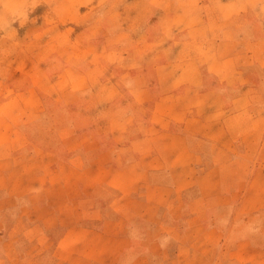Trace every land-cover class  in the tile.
Instances as JSON below:
<instances>
[{"label": "rangeland", "instance_id": "1", "mask_svg": "<svg viewBox=\"0 0 264 264\" xmlns=\"http://www.w3.org/2000/svg\"><path fill=\"white\" fill-rule=\"evenodd\" d=\"M204 2L208 5L199 8ZM223 2L226 0H0V226L5 233L15 232L23 246L42 241L46 247L42 254L50 256L51 240L33 227V221L49 207L40 210L36 202L26 205L21 197L22 177L32 181L37 171H43L46 182L56 180L48 168L57 161H68L70 149L84 155V148L91 147L87 133L103 131L95 129L91 117L102 104L108 115L113 99L128 93L126 88L135 82L166 79V69L157 67L165 60L159 50L166 38L181 36L183 24L191 19H219L222 23L216 26L223 32L231 28L238 34L239 41L232 43L238 51L233 60L236 66L229 72L226 62L227 72L218 68L217 73L209 74L217 69V59L210 52L198 53L207 76L199 98L207 100L202 106L205 115L221 116L215 126L207 123L203 133L213 136L211 132L219 135L220 131L217 143L232 149L223 147V152L208 157L205 146L202 154L207 163L215 160L232 167L222 176L221 186H212L214 173L207 175L204 192L219 202L207 201L213 206L211 211L219 214L215 219L225 223L231 211L239 214H234L235 224L243 225L236 230L240 231L237 238L249 237L257 248L235 254L229 248V234L216 245L196 243L193 253L176 248V242L168 250L159 245L145 249L151 240H146L142 230L148 231L149 223L136 220V241H145L141 247L127 249L119 264H128L134 255L139 258L133 264H264V0ZM214 28L206 27L205 32L216 31ZM99 111L97 124L105 115ZM105 122L103 129L108 132ZM196 191L194 188L191 194ZM226 191L229 196L224 195ZM49 192L51 198L58 196L52 189ZM227 197L232 202L225 201ZM24 205L35 211L29 218L24 216ZM68 217L62 216V227ZM247 221L250 224L245 226ZM30 228L33 230L22 236ZM49 234L54 235L53 231ZM58 234L59 230L55 236ZM166 240L165 236L161 239L163 244ZM35 252L30 251L29 256Z\"/></svg>", "mask_w": 264, "mask_h": 264}, {"label": "crops", "instance_id": "2", "mask_svg": "<svg viewBox=\"0 0 264 264\" xmlns=\"http://www.w3.org/2000/svg\"><path fill=\"white\" fill-rule=\"evenodd\" d=\"M232 1L223 3L229 5ZM207 5V2L201 3L199 8ZM218 23L221 25V20L191 19L183 24L181 36L173 35L170 41L166 38V45L159 50L165 60L157 65L160 70L166 69L163 73L166 79L135 82L126 88L128 93L113 99L108 115L104 111L106 104H102L99 110L105 113L103 124H97L99 110L91 117L95 129L103 131L88 130L87 144L91 143V147L84 148L85 157L73 148L68 151V161H57L48 168L51 175L57 176L56 180L47 179V183L43 171H37L38 176L32 181L22 177L21 197L26 205L36 202L40 210L49 207L33 221V227L51 240L53 248L45 258L42 251L46 247L42 241L32 246L19 245L16 233H5L0 226V253L3 254L0 264H119L127 249L141 247L145 241H136L134 234L139 232L133 224L136 220L149 223L148 231L142 230L146 240H151L145 249L159 245L168 250L176 242V248H188L193 253L196 243L205 241L216 245L229 234V248L235 254L241 250L253 252L257 248L253 239L237 238L236 232L240 231L236 230L243 226L234 222L239 214L231 211L230 223L228 219L225 223L215 219L219 214L211 211L213 206L207 201L219 202L208 198L204 192L207 175L214 173L212 186H221L222 176L232 167L230 163L215 160L207 163L202 154L205 146L209 148L208 157L211 153L223 152V147L232 149V146L217 143L220 131L219 135L211 132L213 136L203 133L207 123L215 126L221 116L205 115L202 106L207 100L199 98L207 76L198 53L210 52L211 58L217 59L214 62L217 69L209 70V74L217 73L218 68L221 73L232 72V67L236 66L233 60L238 51L233 50L232 43L239 41L238 34L232 33L231 28L223 32L221 26H216ZM212 25L216 31L205 32L206 27ZM178 42L182 45L176 46ZM228 44L230 48L222 50ZM226 62L229 63L227 70ZM104 121L108 132L103 129ZM229 137H232L230 132ZM36 170L40 169H33ZM53 180L54 183L49 184ZM194 188L197 191L191 194ZM50 189L58 196L49 197ZM229 193L226 191L224 195L229 196ZM226 200L232 202L233 199L227 197ZM51 203L53 205H48ZM29 213L31 216L35 211L27 209L24 216L29 218ZM65 215L69 216V222L62 227ZM43 217L51 218L52 222L45 223ZM249 224L247 221L245 226ZM31 230L33 228L23 229L22 236ZM57 230L59 234L55 236ZM49 231H53L55 237ZM207 234L215 238L209 239ZM163 236L166 244L161 241ZM30 251H36L32 258ZM138 258L134 255L128 264Z\"/></svg>", "mask_w": 264, "mask_h": 264}]
</instances>
